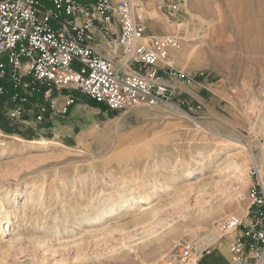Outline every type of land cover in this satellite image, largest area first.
Masks as SVG:
<instances>
[{"label": "rangeland", "instance_id": "rangeland-1", "mask_svg": "<svg viewBox=\"0 0 264 264\" xmlns=\"http://www.w3.org/2000/svg\"><path fill=\"white\" fill-rule=\"evenodd\" d=\"M143 1L147 36L178 39L162 67L189 84L164 77L175 98L154 108L111 111L75 93L35 131L5 122L14 133L0 130V198L10 213L0 264H177L181 241L199 264H230L220 224L245 220L249 190L264 185V0ZM41 139L48 145L28 143ZM141 195L152 210L136 220L125 207ZM192 220L196 228H184Z\"/></svg>", "mask_w": 264, "mask_h": 264}, {"label": "built area", "instance_id": "built-area-1", "mask_svg": "<svg viewBox=\"0 0 264 264\" xmlns=\"http://www.w3.org/2000/svg\"><path fill=\"white\" fill-rule=\"evenodd\" d=\"M148 21L143 0H0V115L35 131L58 102L64 113L75 93L111 111L168 104L176 91L164 77L189 80L162 67L178 39L147 36ZM94 31L106 55L92 47ZM248 195L245 220L230 215L220 224L222 234H234L230 264H264V188ZM176 249L177 264H199L190 243Z\"/></svg>", "mask_w": 264, "mask_h": 264}, {"label": "bare ground", "instance_id": "bare-ground-1", "mask_svg": "<svg viewBox=\"0 0 264 264\" xmlns=\"http://www.w3.org/2000/svg\"><path fill=\"white\" fill-rule=\"evenodd\" d=\"M258 99H256L257 101ZM253 107V106H252ZM15 139V138H14ZM16 140L20 141V142H24V140L20 139L19 137L17 138L16 137ZM30 145H39V146H47L48 143L44 140V139H41V140H35V141H30L28 142ZM56 145V144H55ZM237 146H239L241 148L243 152V154L246 153L247 155V158L251 161V163L253 164V159L251 157V152H250V149L248 146H246L245 144H241L239 142L236 143ZM239 149V148H238ZM237 153V152H236ZM244 157V156H243ZM233 157H231L232 159ZM246 158V157H245ZM225 160V159H224ZM236 161V160H235ZM225 161H223L224 163ZM232 162V160H231ZM233 163V162H232ZM233 169L235 170V173L236 177H238L239 179H244L246 177V170L244 168H241L238 164L233 163ZM185 178L186 179H189L191 178L192 174L189 172V173H186L185 175ZM260 183L262 185V187L264 188V185L262 183V178H260ZM191 187H186L184 189H182V192L184 193H188L191 191L190 189ZM13 195H9V194H6V199L8 198H11ZM5 198V197H4ZM147 201H148V198H147V195H141V196H138V197H134L133 200H132V203L130 202V204L125 207V211L128 212V214H132L133 216H135V219L136 220H140V219H143L144 217V213H142L144 210H149L151 211L152 209H149V207H145V205L147 204ZM120 203H124V201L122 200V202ZM237 205V204H236ZM114 207L115 206H112L108 209H105L103 210L100 215H99V218L97 219V221H101L104 217V215H108L110 213L113 212L114 210ZM237 210H240V206L238 205L237 207ZM210 212V210H206V209H203V210H200L199 214L200 215H203L204 213H206V215H210L208 214ZM212 213V212H211ZM9 216H10V213L8 211H6L4 209V204H3V201H1V198H0V231L2 230V233H3V226L4 224L8 223L9 222ZM193 221V220H192ZM200 227V226H199ZM184 228H187L189 230H192L194 228H196V221H193L192 224H186L184 225ZM200 229V228H199ZM198 229V230H199ZM196 230V229H195ZM197 230V231H198ZM194 231V230H193ZM191 232V231H190ZM195 233V232H194ZM196 234V233H195ZM194 234V236H195ZM225 234H222L219 236L220 238L221 237H224ZM225 237L227 238H232L233 237V234H230V235H225ZM217 238V237H216ZM202 239V238H201ZM200 240V239H199ZM203 240V239H202ZM229 251V250H228Z\"/></svg>", "mask_w": 264, "mask_h": 264}, {"label": "crops", "instance_id": "crops-1", "mask_svg": "<svg viewBox=\"0 0 264 264\" xmlns=\"http://www.w3.org/2000/svg\"><path fill=\"white\" fill-rule=\"evenodd\" d=\"M157 1V0H156ZM93 37H94V43L92 44V47L95 49L96 52H98L99 54L102 55H106L103 45H102V40H101V34L94 31L93 33ZM58 102V101H57ZM228 243V242H227ZM221 247V246H220ZM218 247V251L219 253L222 255L223 259H227V256L224 254V252L222 251V249Z\"/></svg>", "mask_w": 264, "mask_h": 264}, {"label": "trees", "instance_id": "trees-1", "mask_svg": "<svg viewBox=\"0 0 264 264\" xmlns=\"http://www.w3.org/2000/svg\"><path fill=\"white\" fill-rule=\"evenodd\" d=\"M88 102L91 104V105H98V106H101L102 107V104H99V103H96L95 101L93 100H90L88 99ZM0 130L7 133V134H11V133H14V131L11 129V128H8L4 119L2 118V116L0 115ZM27 135H25L24 137L26 138ZM32 137H27L28 140H30Z\"/></svg>", "mask_w": 264, "mask_h": 264}]
</instances>
